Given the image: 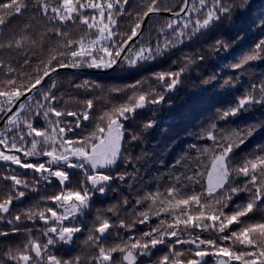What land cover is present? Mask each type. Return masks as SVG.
<instances>
[{
	"label": "snow or ice",
	"instance_id": "1",
	"mask_svg": "<svg viewBox=\"0 0 264 264\" xmlns=\"http://www.w3.org/2000/svg\"><path fill=\"white\" fill-rule=\"evenodd\" d=\"M128 2L129 0H32L33 6L49 23L63 27L69 22H79L88 31L73 39L68 32L62 31L61 27L48 28L41 33L40 47H43L44 38L48 33L61 39L55 47L48 50L47 59L40 60V64L33 69V74H17L11 65L7 66V78L0 79V121H3V130H0V161L10 162L23 169H32L40 173L45 181L56 177L61 184L69 181L68 170L80 169L90 184L82 185L80 189L66 187L47 197L58 207L35 206L7 221L12 225L13 233L20 231L17 222L21 221V215L28 221L39 219L45 225V228L38 230L43 240L31 236V229H25V233L29 235L28 242L23 250H19L12 257L20 264H80L79 258L73 261L57 258L49 251L50 247L58 242L57 237L60 242L71 243L74 235L82 231V226L66 225L64 222L84 214L90 207L92 196L105 193L114 178L124 179L123 175L114 171L122 160L125 135L123 122L133 118L137 109L144 108L149 103L159 104L165 98L164 95H156L154 99L149 100L148 93H133L125 103L104 112L99 117L101 123L88 135L75 137V129L80 127L81 120H89L88 112L78 114L75 111L57 110L54 104L57 96L52 91L57 87L55 80L51 81L46 92L37 91L43 103L31 95L46 78L51 79V74L58 69L112 67L121 59L123 52L132 51L134 44L130 42L139 35L138 30L142 28L145 18L162 11L172 12L171 8L161 7L160 0H145L143 10L135 14V23L131 26L130 33L121 34L114 29L117 17L124 15V6ZM236 7L241 15H245L247 0H242ZM28 9V0H0V13H3L0 14V30L9 20L22 15ZM233 11L234 7L225 5L223 0H193L191 7L189 0H182V6L175 15L185 13L186 18L183 21L170 19L165 27L160 29L161 33L166 29L171 30L173 39L169 40L165 36L163 45L157 42L155 49L141 45L134 58L125 56L124 60L130 65H135L139 61L155 59L168 48L183 43L186 38L191 40L193 36L201 34L202 30L218 23L222 15L230 18ZM88 12L92 14L88 15ZM254 25H258L261 32H264V10L259 15L241 20L234 40H243L242 34L251 32ZM30 27V24L25 25L22 31ZM25 41L37 45L36 40L20 36L9 40L6 45L0 43V48L6 46L9 49H20L24 47ZM217 47L227 49L228 45L217 41ZM262 54L264 39L256 43L253 51L232 67L242 68L251 61L264 58ZM24 63L27 65L30 60L25 58ZM3 66L4 62L0 61V67ZM184 71L185 69L181 68L179 72L159 73L157 79H169L170 83L166 87L171 90L179 83L180 74ZM231 82V78L224 81L225 84ZM28 101H34L35 107H31ZM256 103L264 104V82L258 86L250 85V91L237 98L233 106L221 111L219 119L227 121V118L238 117L246 108ZM92 106L93 101L88 100L87 109ZM63 116L77 118L75 125L64 121L61 126L60 118ZM40 117H43V127L36 126ZM153 123L149 122L145 127H151ZM216 131L218 129L213 124L207 133L208 138L213 141V146L200 150L206 163L198 160L191 175L185 174L183 180L175 177V182L163 192L157 189L155 192L146 193L136 201L137 204L147 203L146 209L139 212L138 220L130 224L120 222L121 227L135 228L136 223L145 224L153 216H163L155 227L143 232L139 237H129L120 243L105 246L101 241L109 238V230L113 225L108 219L98 221L88 237L96 246L97 253L91 264H97V261L99 264H117V253L120 254L119 264H138V256L149 255L152 249L164 245L169 238L175 240L168 245V254L160 257L156 264H206L204 258L210 255L217 258V264H264V148L241 157L238 161L235 151L257 131H264V123L259 126L248 124L244 128L229 129L227 134L221 133L219 139ZM68 132L73 133L75 138H68ZM136 138L135 135L132 136L133 140ZM29 144L30 147L27 146ZM22 156H43L48 159L31 163L22 160ZM233 176H243L246 178L245 183H230ZM4 179L12 182L14 194L9 192L6 198L0 199V213H9L13 200H20L25 196V192L19 188L22 185L27 188L28 181L18 175L5 176ZM197 188L199 190H196ZM241 192L246 194L247 199L243 203H237L233 198H238ZM226 209L229 210L225 211ZM189 229L214 232L218 239H204L200 236L181 239L180 236ZM0 235L8 233L0 232ZM225 242H229L228 246H225ZM178 244L194 245L196 250H189L188 256H185L184 252L176 251Z\"/></svg>",
	"mask_w": 264,
	"mask_h": 264
},
{
	"label": "trees",
	"instance_id": "2",
	"mask_svg": "<svg viewBox=\"0 0 264 264\" xmlns=\"http://www.w3.org/2000/svg\"><path fill=\"white\" fill-rule=\"evenodd\" d=\"M28 2V11L13 17L0 30V43L6 45L9 40L28 36L36 40L37 45L25 41L24 47L20 49L15 47L9 49L6 46L0 48V61L4 62V66L0 67V79L7 78L5 73L9 65L16 70L17 74H33V69L40 64V60L47 59L48 50L55 47L61 39L48 33L44 38L43 47L39 46L41 33L48 28L61 27V25L49 23L33 6L32 0ZM192 2L193 0H190V7ZM223 2L225 5L234 7L230 18L222 15L218 23L202 30L201 34L193 36L191 40L186 38L183 43L175 44L165 50L162 55H157L155 59L139 61L135 65H130L124 60L113 73L105 75L63 72L49 80L39 90L40 93L46 92L51 81L55 80L57 87L52 91L57 96V101L54 102L57 110L75 111L78 114L88 112L89 120H81L80 127L75 129V137L88 135L97 124L101 123L99 117L104 112L109 111L113 106L125 103L133 93L137 95L148 93L149 100L154 99L156 95L165 97L159 104L149 103L144 108L137 109L133 118L123 122L125 135L122 160L114 171L118 175H123L124 179L114 178L110 186H107L105 193H96L92 196L90 207L84 214L64 222L66 225L79 224L82 226V231L74 235L71 243L60 242L58 237L56 238L58 242L50 247L49 251L57 258L65 261L79 258L80 264H91L92 258L97 253L96 246L88 240V237L100 219H108L113 225L109 230V238L101 241L105 246L120 243L121 240H127L129 237H139L143 232L149 231L164 217L153 216L145 224L136 223L135 228L121 227L120 222L130 224L138 220L139 212L146 209L147 203L137 204L136 201L146 193L155 192L157 189L163 192L175 182V177L183 180L185 174L191 175L198 160L206 163L200 150L213 146V141L207 136L213 124L218 129L215 134L219 139L221 133L227 134L229 129L244 128L248 124L259 126L264 123V104L261 103L249 106L238 117L227 118V121L219 119L221 111L233 106L237 98L250 91V85L258 86L264 82V58L251 61L239 69L232 67L242 57L252 52L256 43L264 39V32H261L258 25H254L251 32L242 34L243 40H234L239 22L259 15L264 10V0H247L245 15H241L236 7L242 0H223ZM144 3L145 0H129L124 6V15L117 17L114 30H118L121 34L130 33V28L135 23V14L143 10ZM160 6L179 11L182 0H160ZM185 18V14L179 18L164 15L150 18L139 42L126 57L134 58L135 52L141 45L151 46L153 49L157 42L163 45L165 36L172 40L171 30L166 29L164 33H161L160 29L164 28L170 19L183 21ZM28 24L31 27L22 31ZM61 30L68 32L73 39H77L88 31L79 22H69L61 27ZM217 41L227 44L228 48H218ZM200 57L203 59L201 60ZM25 58L30 60L27 65L24 63ZM40 66L43 67V65ZM181 68L185 71L180 74L179 83L174 89H167L169 79L164 81L157 79L159 73L179 72ZM230 78L231 84H225L224 81ZM33 96L35 100L43 103L41 95L36 93ZM88 100L93 101L91 109L86 107ZM257 100H259L258 94ZM28 104L35 107L34 101H28ZM60 119L61 126L64 121H69L74 126L77 118L63 116ZM149 122L154 123L151 127H145ZM36 126H44L43 117L39 118ZM133 135L137 137L135 140L132 139ZM67 137L75 138L71 132L67 133ZM27 146L30 147V144ZM260 148H264V131H257L247 139L244 145L235 150L236 160L250 153H256ZM47 159L43 156H22V160L31 163L44 162ZM53 167L56 166L53 165ZM68 171L69 181L61 184L56 177H50L48 181H45L40 173L32 169H23L10 162L0 161V199L6 198L9 192L14 194V186L10 180L4 179L5 176L18 175L21 179L28 181L27 188L23 185L19 188L20 191L25 192V196L20 200H13L9 213H0L2 217L0 232L8 233V235H0V264H20L12 257L19 250H23L28 242L29 235L25 233L26 228L32 230L31 236L40 237L43 240L41 232L38 231L45 228L43 221L39 219L28 221L21 215V221L17 222L20 231L13 233L12 225L7 223L8 220L35 206L58 207L47 197L57 194L66 187L80 189L82 185L90 184L82 170ZM245 180L243 176H233L229 182L242 185ZM233 199L237 203H243L247 197L241 192L238 198ZM196 236L204 239H218L216 233L201 232L199 229H189L180 238L187 240ZM174 240L175 238H169L164 245H158L156 249H152L149 255L138 256V264H156L160 257L168 254V245ZM228 244L229 242H225V246ZM189 250L194 252L196 248L188 244L176 245V251L184 252L185 256H188ZM115 258L119 264L120 254H115ZM204 261L206 264H217V258L211 255L205 257Z\"/></svg>",
	"mask_w": 264,
	"mask_h": 264
},
{
	"label": "water",
	"instance_id": "3",
	"mask_svg": "<svg viewBox=\"0 0 264 264\" xmlns=\"http://www.w3.org/2000/svg\"><path fill=\"white\" fill-rule=\"evenodd\" d=\"M189 6H190V0H189ZM177 12H179V11H172L171 13L162 11L159 14H153L150 18H152L154 16H161V15L170 16L173 18H179L185 14V13H181L179 16H176L175 13H177ZM150 18H145L144 23L142 25V28L140 30H138L139 35L137 37H135L134 40L130 42V44L135 45L139 42L143 32L145 31V29L147 27V24H148V21ZM128 52L129 51H127V50L125 52H123L121 54V59L110 68H94V67H89V68H82V67H80V68H61V69H58L57 72L51 74V79H53L58 74L63 73V72H74L77 74H88V75H105V74L113 73L118 68V66L124 61V57L127 56ZM51 79L46 78L45 81L42 83V85L38 86V90H33L31 95L36 94L37 91H39ZM2 127H3V121H0V130L2 129Z\"/></svg>",
	"mask_w": 264,
	"mask_h": 264
},
{
	"label": "rangeland",
	"instance_id": "4",
	"mask_svg": "<svg viewBox=\"0 0 264 264\" xmlns=\"http://www.w3.org/2000/svg\"><path fill=\"white\" fill-rule=\"evenodd\" d=\"M94 68H96V67H94ZM102 68V67H101Z\"/></svg>",
	"mask_w": 264,
	"mask_h": 264
}]
</instances>
